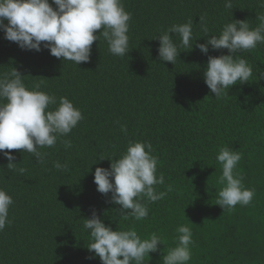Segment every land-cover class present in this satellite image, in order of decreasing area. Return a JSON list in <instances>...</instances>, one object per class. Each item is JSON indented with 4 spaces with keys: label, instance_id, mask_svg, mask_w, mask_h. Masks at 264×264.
Segmentation results:
<instances>
[{
    "label": "trees",
    "instance_id": "obj_1",
    "mask_svg": "<svg viewBox=\"0 0 264 264\" xmlns=\"http://www.w3.org/2000/svg\"><path fill=\"white\" fill-rule=\"evenodd\" d=\"M122 3L131 13L129 52L123 57L112 55L101 37L92 45L90 61L76 65L52 56L43 42L41 51L22 50L0 31V74L15 68L29 89L40 84L57 101L67 97L84 117L54 147L40 149L46 153L44 164L24 150L6 149L16 157V169L26 170L23 174L9 171L0 153V188L14 201L11 223L0 231V264H102L99 257L90 258L92 238L83 228L93 209L114 231L134 228L142 239L153 232L162 238L164 245L144 264H163L162 255L176 246L179 225L193 233L188 264H264V78H258L264 72V44L234 54L247 60L253 75L221 98L211 93L203 72L209 55L228 50L209 46L205 55L196 47L232 20L255 28L264 7L259 0H232V9L225 8V0ZM189 19L192 49L180 47L174 65L160 61L154 38ZM170 35L179 44V36ZM62 140H71L72 147L65 149ZM130 141L152 145L157 176L165 178L154 186L164 198L148 203L149 215L140 221L120 217L121 206L110 203L111 193L101 194L94 183L96 167L109 168L107 158L119 159ZM222 147L242 155L234 174L243 177L245 188L255 189L248 206L223 210L216 205L223 187L216 160ZM57 161L68 170L56 169Z\"/></svg>",
    "mask_w": 264,
    "mask_h": 264
},
{
    "label": "clouds",
    "instance_id": "obj_2",
    "mask_svg": "<svg viewBox=\"0 0 264 264\" xmlns=\"http://www.w3.org/2000/svg\"><path fill=\"white\" fill-rule=\"evenodd\" d=\"M259 4L264 7V0H259ZM232 7V0H225V8ZM256 18L259 24L255 28L246 20H232L218 36L211 35L206 43L196 45L205 55L209 46L214 50H228L227 55H209L203 72L204 82L215 98H221L225 90L229 91L237 83L244 84L252 77V66L234 54L264 44V14ZM130 20L131 13L125 10L122 0H0V31L5 39L17 43L22 50L41 51L43 42L52 56L76 65L90 61L92 45L101 37L112 55L125 56L130 46ZM199 23L208 36L204 16L199 18ZM101 29L98 35L94 34ZM170 33L179 36V44ZM154 39L159 41V60L174 65L180 47L190 50L193 47V20L173 24ZM23 77L15 68L0 74V153L8 160L7 169L21 174L26 170L16 169L17 163H13L16 157L6 149L24 150L44 164L46 153L40 149L54 147L58 139L67 136L84 119L81 110L67 97H59L57 101L55 95L41 91L40 84L29 89ZM258 78H264V72ZM121 131L126 133V126L121 125ZM61 142L65 149L72 147L71 140ZM152 151L150 143L130 141L119 159L107 158L109 168L95 169L97 191L104 195L111 193L109 202L121 206L118 214L125 220L147 218L148 203L165 196L154 187L163 185L165 178L162 173L157 176L158 159ZM241 159L239 151L228 147H222L216 156L222 166L218 182L223 185L216 205L223 210H232L237 204L248 206L253 201L255 189L245 188L243 177L234 174ZM54 167L68 170L66 164L58 161ZM144 198L147 203L142 202ZM13 203L12 197L0 188V231L11 223L9 209ZM83 228L90 231L92 238L87 247L94 253L90 258L99 257L102 264H144L145 257L150 258L149 254L159 251L158 245L163 244L155 232L142 239L134 228L114 231L105 225L95 209L90 218L84 219ZM175 231L176 246L162 255L163 264H188L192 259V230L187 225H179Z\"/></svg>",
    "mask_w": 264,
    "mask_h": 264
}]
</instances>
